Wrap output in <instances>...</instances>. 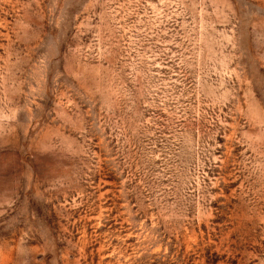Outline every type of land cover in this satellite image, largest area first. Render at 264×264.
<instances>
[{
	"label": "rangeland",
	"instance_id": "rangeland-1",
	"mask_svg": "<svg viewBox=\"0 0 264 264\" xmlns=\"http://www.w3.org/2000/svg\"><path fill=\"white\" fill-rule=\"evenodd\" d=\"M0 264H264V0H0Z\"/></svg>",
	"mask_w": 264,
	"mask_h": 264
}]
</instances>
